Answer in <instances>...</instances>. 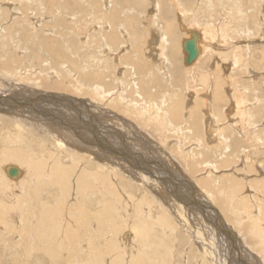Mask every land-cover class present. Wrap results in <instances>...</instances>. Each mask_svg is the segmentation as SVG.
<instances>
[{
  "label": "bare ground",
  "instance_id": "1",
  "mask_svg": "<svg viewBox=\"0 0 264 264\" xmlns=\"http://www.w3.org/2000/svg\"><path fill=\"white\" fill-rule=\"evenodd\" d=\"M8 1H10L11 3L12 2L20 3L19 4L20 6L19 7L17 6L16 8L13 7L12 9V6H10L11 3H9ZM165 1L166 0H162V1L161 0H1V3H0V76L4 75L6 77L8 76L11 77L12 74L21 75V72L23 71L27 72V70H30L32 71L29 73L30 77H25V79L27 80L36 79L44 86V88L52 90V91H49L50 93V95H48L49 98H52V96H55L58 93H60L63 97H66V95L72 97L73 95L72 98L76 100V105L84 106V108H87L85 109V112L87 111L86 113H89L88 112L90 110L89 104L87 106L86 105L87 102H85L83 98L81 99V97L72 94L71 91L73 90H71L70 87L66 85L68 81L67 78L69 79V77H71L70 79L73 81L75 80L79 88H84V90L88 89L87 91L89 92L92 91L95 94L98 92L103 93L101 91V87L99 86V84L96 85V84L91 83V82H98V80L102 78L101 76L102 71L101 70L99 71L98 70L97 71L87 70V67H89L87 63L88 59L93 60V61L95 60V64L98 65L97 62H100L102 60L101 58H103V62H106L104 58H107L108 65L112 66L113 68L119 67V66L123 67L125 63L127 66H129V69L127 66H125L126 67L125 73L129 71L128 73H130L131 76L135 74L141 75L142 78L141 79L139 78L140 84L143 86L146 84L144 86L146 90H148L147 83H146L147 77H148L149 82L153 84L157 83L159 85L161 78L162 80H165L168 82L171 81L172 83L173 82L178 83L182 79V76L184 78V74L187 77V81L184 82L183 86L187 88L188 86L190 87L191 83L196 82L195 75L192 74L191 71H185L184 73L181 67L178 68L177 65H180L182 62L180 57H182L184 66L190 67L189 69H186V70H190L196 67L201 69L206 62L205 57L209 56L208 55L209 52L214 51L212 46H210V44H204L203 41L207 39H209V41L217 40V43L220 42L222 44H226L228 49L230 48V52L225 51L229 54H227L226 57L224 56L225 59H229L231 61L230 62L231 70L229 73H226V75L221 73V75H223L224 77L220 76V69L218 66L219 63L215 62V65H217L216 68H214L217 71L216 76L208 71L201 73V74L198 73L200 74L198 80L202 83V88H201L202 91H198L197 93L194 92L195 90L189 92V88H187V90L185 89L186 91L184 92V94L180 96L179 98H175L174 97L175 95H171L170 97H168L169 103L165 105L167 106L166 108L164 106V103H165L164 100L161 99V101L158 102L159 104L158 107H156L153 104L148 106L147 103H145L143 105V109L150 111V114L155 115V116L159 114V110L161 109L164 110V112H161L160 115H164V114L168 115L169 119L172 121V125L178 124L177 126L179 127V124L183 123L182 124L183 126H187L188 124V126L185 128V131L187 133L189 132L192 133V131L195 130V126L197 127V123H198L197 128L199 129L198 131L199 136L194 139L195 143L190 145L188 151L193 152V150L196 151V149L199 151L200 148L209 149L211 152V160L206 162V164L209 166H212L213 168L212 170L219 169L221 167H226L228 165L232 166L233 164H236V161L238 160V159L236 160V157H235L237 154H234V153H238V150L241 149V146H243L242 142L247 143L249 140L253 141L252 140L253 138L256 139L253 135H257L259 139L257 141L261 142L263 140V146H264V135L262 138L260 134L255 133L254 131L248 130L251 127L258 128L257 127L258 124L254 122V119H251L253 107L249 106L252 104L246 97L247 88L244 89L242 87L243 90L241 94L240 95L236 94L235 86L236 84H238L239 81L237 80L236 77L231 78V75H230V73L233 72L232 70L233 67H237L239 69V74H241V72L247 68L246 66L247 62L244 63L243 61L244 58L246 57L245 55L247 54L249 58L256 56L263 62V58H264L263 49H260L256 53V55L255 53H252V52L249 54L250 46L246 44L247 38L249 36V30H248V27L244 25L247 24L249 22L248 20H250L251 18L249 16L243 15L241 18H239V21H238L239 24L241 23V21L242 23L237 28H233L234 26H236V24L233 25L232 22H228L227 20L223 22H218V24H216V22H213L212 24L208 22L204 23L199 20L197 16L198 11H199L198 9H201V7L206 3V1L209 4L207 5L208 7H211V6L213 7L215 14L222 12V14L225 16V14H227L226 9H225L226 0H195L196 4L194 7H191L190 4L182 3L180 2V0H175L176 3L179 5L178 9L180 10L177 11L175 9L176 13L172 12L174 13V16L172 18V15H173L171 13V7H172L171 1L172 0H168V2H170V5ZM214 1L217 4H219L218 8L214 7L215 6ZM237 1L239 0H235L234 5L237 4ZM259 3H260V0H259ZM141 5H143L144 8H140ZM239 7H240V4H237L235 8H239ZM261 7H262L261 14L264 17V0H263ZM148 8H150V11H147ZM250 9L252 8L250 7ZM14 10H17V11H14ZM32 10H34L33 11L34 13L40 15V17L33 18V19L29 17L28 12ZM176 15H177V19H176ZM84 16L87 17L85 19L90 25L86 21L82 20ZM139 24H142L143 27H140ZM263 25H264V21H259V23H257V25L255 26V31L257 33L256 35L260 34L259 32L263 29V27H261ZM179 28L182 30L180 35L187 34L186 38L179 39V35L177 33ZM93 32L95 33L93 34ZM242 32L245 35L242 37L243 42L246 45L245 50L237 46H236L237 48L233 46H229L230 44L233 45L237 43L234 41H233L234 43L231 41L229 43V39L232 38L234 34L238 35V37H241L239 33H242ZM192 33H196L197 35L196 42H195L196 49H197V56L195 57V59H193L191 63L187 64L185 62L187 53L183 47V43L186 39H189L192 37ZM127 41H130V47L126 45ZM136 41H137V44H135ZM90 46H92L93 50H90ZM179 46H180V49H179ZM143 47H144V50L142 51ZM135 48H138L137 53L134 52ZM83 49H87V51L83 52L82 51ZM125 50L132 52L131 54H132L133 59L129 63L128 62L123 63L122 61L123 58L121 57L120 52H123ZM154 54L156 55L154 56ZM82 58H87V62L84 61ZM110 60L112 63L110 62ZM49 62H52V66L51 65L49 66ZM107 63H103L104 64L103 67H105ZM242 65H244L243 68H242ZM261 67L263 68V63H261ZM51 69L53 71H51ZM149 73H151V76H148ZM158 75L161 76L160 79ZM232 76L234 75L232 74ZM106 78H107V73L103 80H105ZM199 81L197 82L199 83ZM117 82L118 83L116 84H119V86L121 85L123 87L122 88L120 86L121 87L120 93H122L126 89V87H124V82L119 78H117ZM21 83L23 84L20 85L19 89H22V88L26 89L25 91L31 90V89L25 88L26 86L24 84V80ZM69 83L71 82L69 81ZM225 83H227V85L230 84L232 86V89H231L232 91L230 94H229L230 90L226 92L228 89L226 90L224 86ZM11 84L13 85V83ZM132 84L136 86V83L134 82V80L132 81ZM7 85L8 83L5 80L4 81L0 80V86L7 87ZM198 90H200V88ZM60 91H64V93H61ZM65 91H67L69 94H65ZM129 91H130V95L128 96L131 97L130 101L132 100L137 103L138 100H136L134 89L130 87ZM0 92L1 94L4 93L1 90ZM147 92L148 91H146V94H148ZM190 93H191L190 97L194 98L193 102L189 98ZM117 95L123 96V94H117ZM200 97L204 98L206 101L202 100ZM105 100L106 99H104V101ZM198 101H200V103ZM230 101L232 102L231 107L234 103V106L237 111L236 113L240 116L239 121H240L241 128L239 129V126H238V129L240 133L242 134V136H240L241 138H237L236 137L237 135L233 136V132H232L233 129L230 127L229 124H224V122L222 123L221 126L218 124V121H220V117L218 116L221 113H224L223 109L219 107L220 104H223L222 107L225 105L229 107ZM15 102L20 103L17 100L15 101V99H12V101L10 100V101H7V103L4 102V104L0 105V110H1L0 111V130L3 131L2 137H0V140H1V144H0L1 145L0 146L1 147L0 149V188H2V190L3 188L6 190L7 189L10 190L9 191L10 196L14 199L13 200L14 204L25 202L24 205L22 204L20 206L21 209L25 206V208L23 209L24 213L33 211L34 207L38 208V215H37L38 223L40 220V221H43V223L45 224L40 226L41 229H39L40 227L37 229L30 227V226L28 227V225L25 227H27L28 230H33V232H36L35 238L33 237L34 238L33 240L36 239V245H35L36 248L32 246V250L34 247L35 248L34 250H37L38 252H40L41 253V254L39 253L40 258H44V261L46 258H48V260L46 261L52 264L56 262L57 256L60 255V251L58 253L56 249L61 246L60 242L65 238L63 237L62 240H60L59 234H60V229H62V221L64 220L63 216L64 215L67 216V212H66L67 210L65 211L62 209V204L67 202L65 206H68L69 211H70L71 209H73V206L77 204L75 202L77 201L76 196L77 195L81 196V194L85 195L86 194V192H84L85 190L94 198L91 197L92 199L89 202L90 206L86 207V210H88L86 211V216L84 219L83 218L81 219L84 221L81 224L82 228L80 227L82 232H85V233H82L83 238H80V236L78 238V236L76 235V240L72 239V241L75 243L72 242L74 245V248H73V252H71L70 260H73V261L77 260V262L78 261L83 262L82 264H99L98 262L102 257L101 252H97V256H95L94 253L91 256H89L90 254L88 253H84V254H81V253H83L84 250L86 252L90 249L91 250L96 249L98 251H101L99 246H102L103 243L105 244L106 240L113 241L111 237L108 236L109 238H107V234H108L107 232L108 230L109 232L111 230H110V227L106 228V224H105V221H106L105 217H106L107 211L111 212L113 210L112 206H114L113 204L115 202L113 201V199H116L117 203H119V206L117 207V209L125 211L126 212L125 214L128 213V214H131L132 216V212L135 213V210H137L136 212H138V214H141L142 216H146L149 218H158V220L161 223L160 226L162 225V228H161L162 232H166V229L169 231L173 229L172 234L175 235L176 231L179 229L178 225L180 223L184 227H189V228L191 227L192 221L190 222V226L187 225L188 218L190 217V216H187V213L189 212L185 210V209H188L187 207L189 206V204L186 205L187 201L186 202L183 201L181 197L180 198L176 197L173 200L175 205L173 204L169 205L168 202H170V200L172 201V196H170L169 193L164 194V192L162 191L163 189L161 190V188L158 186H154V188L158 189L157 190L158 192L148 187L146 184H150V183L149 181L145 180V176L148 175L146 172H145L146 173L145 175V173L142 170L132 169L128 167V164L124 162L125 160L119 161L120 158L115 155L117 151L112 153V152H109V150L108 151L102 150L101 147L98 146L97 140L99 139L95 135H92L94 137L92 138L91 136L92 132L90 133L88 131H85L86 132L85 134L80 133V132L76 133L72 129L73 127L68 126V124L66 125L62 124L63 121L60 122L57 120L58 122L56 121L57 122L56 126H54L55 124H53L51 121L45 120L44 118L43 119L38 118L37 115L35 116L33 114H31L30 117H28L27 120H25L24 118L21 117L22 114H19L21 112L18 111V108H17L18 106L10 105V103H15ZM24 105H26V103L23 104V106ZM48 105L50 104L47 103L46 106L48 107ZM43 106L45 107V105ZM26 107L30 108V106L28 105ZM38 107L39 109L40 108L44 109V107H42L41 105ZM36 109L38 108L33 109V111ZM139 113L140 114L138 116H142L140 111ZM113 115H114L113 119L115 120H112V121L114 122H118L117 120L121 121L120 116H117L115 114ZM77 117L79 118L80 116H77ZM195 120H197L196 123H195ZM122 124L125 125L124 122H122ZM87 127L88 126H86V128ZM165 127H168V126H166L165 124H162L161 122L160 123L158 122L156 126H153L151 128L153 129L154 132H161L162 130L165 129ZM177 129H179L178 132L180 134H184V131H182V126ZM226 130H229L230 133L226 134L225 133L227 132ZM204 142L208 147L205 146ZM231 144H233L235 147L231 146ZM232 147L236 148L237 152H234L236 150L231 151ZM245 150L246 148L242 150L243 157L245 156L244 161L247 160L248 158V154L245 152ZM36 154L38 155V157L34 159H38L37 161L39 163L38 169L35 168V170L37 171L33 169L34 167H33L32 160H31L32 158L31 156L36 155ZM201 154L202 153H197V155L199 156ZM229 155L234 156L233 159L230 160ZM3 158L6 160V162L1 161V159ZM205 161H206V158L203 160V162ZM239 161L240 160H238V162ZM10 162L17 164V166L7 165L8 163L10 164ZM34 162L36 161L34 160ZM4 163L5 164L7 163V164L3 165ZM188 164L189 166L191 165L193 167L195 165L193 161L189 162ZM8 166L16 167L18 169V176H15V178L13 177L10 178V176H7ZM249 167L250 169H253L252 165H250ZM249 172H251V170ZM73 173H75L74 174L75 183L71 184V181L69 178L71 177ZM34 176H36V178L37 177L41 178L40 180H41L42 185L40 184L41 186L39 185L37 188L40 187V189H42L43 187L47 193V196L43 200V197L41 198L38 196L39 191L36 192L37 190L36 188H35L36 190L32 189V194L34 193L36 196V199L34 200L35 205L32 206L30 204H27V203H33V202H31V200L29 201L27 197L28 194L26 193V191H27L28 185L32 184ZM211 177L213 178V176ZM87 178H89V180L94 179V183L92 184L87 183L88 181ZM84 180L86 182H84ZM230 180H231L229 181L230 184L227 185L226 188H227V191L229 190V192L230 191L231 192L230 194L228 193L229 195L228 194L226 195L227 200L225 199L226 201L225 205L227 203L229 204L228 207L231 208L232 216L235 219L234 221L237 222V224H239L236 226V229H238L241 234L245 235V237L247 238V243L251 245L254 251L263 253V256H260L258 259V264H261V260L264 263V155H263V181H261L262 182L261 183L259 180L255 178L254 181H257V184H256L257 186L255 185L256 189L254 193L253 191L251 192V189H252L251 185L250 187L247 186L245 189H242L240 187V183L239 184L235 183L237 180L236 177H231ZM205 182L206 184H208L206 180ZM258 182L260 183L258 184ZM189 185L193 187V185L191 184ZM139 187L143 190V193H144L143 195H141L142 191L139 189ZM80 188L81 190L79 191ZM164 189L166 188L164 187ZM2 190L1 192L3 193ZM70 190H72V194H73L72 199L75 202V204L72 205L71 208L69 205V201L67 199V197L71 193ZM82 190L83 192L81 193ZM138 190H140L141 192L140 194H138L139 196L137 197L136 194L134 193L135 191H138ZM17 191L22 193V195H19ZM56 191L57 193H55ZM123 191L126 193V199L123 196L124 194ZM214 191L216 192L217 190L215 189ZM219 193L222 194V192H219ZM107 196H109V198L110 197L113 198L112 199L113 204L107 203V201H111ZM152 196H157V197L153 198ZM181 196L183 197V195ZM222 197H223V194H222ZM222 197L220 196L219 198H222ZM150 198H153L156 200L153 201L152 199L150 200ZM183 199L185 200V197ZM129 201L131 202L128 203ZM191 201H194V203L196 204L197 198ZM206 202H208V205L206 207L204 206V204L202 205V207L208 208L206 209V214L205 213L203 214L201 213L200 210H198L196 212L197 215L201 217L202 219H204L203 217H205V215L211 216V214H213L214 212V216H216L217 218V215H218L217 212L214 209H213V212H211L212 211L210 209L211 204L209 203V201H206ZM0 204L4 205V203H0ZM81 204L84 205L83 202ZM86 204H88V202ZM140 205H142L141 208H140ZM115 206L117 205L115 204ZM114 209L116 208L114 207ZM169 209L171 212H169ZM155 210H158V214H157V211ZM0 211L2 213V210ZM21 211L22 210H20L19 213L22 215L23 213ZM79 211H82V210H79ZM73 212L74 211L71 212L70 216L72 217L74 216L75 219L76 218L78 219V217L81 216L79 214L76 215L75 212L74 213ZM223 212L226 213L225 211ZM32 215L31 217H33ZM113 217H117V216H113ZM209 217H207L206 219L207 224L204 223L203 225H205V227L202 228L203 230L205 229V232H206L205 233L203 231L204 232L203 233L204 235L202 234L203 240L206 241V243L208 242V244L210 245L209 247L210 250L208 249L209 251L205 253V255L207 257H211V259L214 261L215 264H222V257L220 256V246L217 240V238L219 237L216 236V239H215V236H213L216 229L214 230V228L212 227L213 224H211V220H209L210 219ZM130 218L132 219V217ZM1 219H2V222L5 223L6 229H8L9 226H10L9 228L13 227L8 221L6 222L4 218H1ZM141 220H139V224L137 223L131 224L128 222L127 226L126 225L125 226L128 227V229H130L129 232L127 231L123 232L120 237L122 244L123 243L129 244L131 242L132 247L133 248L135 247L136 249H138V250H135V253L134 251H131L130 253L127 252L129 254L127 255V257H131V261L129 262V264H146L145 258L150 259V262L147 264H150V263L159 264L158 260H154L150 258V255H149V253L151 254L150 251L143 253L144 251V248L142 245L143 242L152 243V240L154 239L153 237H152V240L149 239L150 237L149 233H148L147 240H144V238L140 237L139 239L142 238L141 240L138 239L140 242L133 241L135 237H137L138 233L143 234L142 232H144L143 227L145 225H142L143 222L140 223ZM208 220L210 221L209 222L210 224L207 222ZM31 221H28V222H31ZM77 221H79V219ZM151 221H150V224H152L153 222ZM74 225L75 224H73V226ZM110 225H112V223ZM70 227L71 226H69V229ZM77 228H78V225H77ZM65 230L66 229H64V231ZM68 232H65L64 236ZM72 232L74 233V231ZM48 233L50 235H48ZM200 233L201 231L199 232V234ZM26 236H25V240L27 241L29 239L28 237L26 239ZM156 236L157 235H155V237ZM171 237L169 238V240L171 239ZM176 238H173V239L177 241ZM234 238H236L235 233H233L232 240H234ZM66 240H63V241L65 242L71 241V240H67V241ZM209 242L212 243L214 247H212ZM111 245L116 247L117 250H120V249L122 250V248L124 249L125 247L123 246L122 248H119L120 246L119 244L117 245V241L115 242L113 241ZM233 246L237 248L236 245H233ZM30 247H31L30 245H26L24 249L26 253L30 252ZM158 249L159 248L155 249L154 247V250H158ZM54 250H56L55 252L58 253L59 255L56 256L55 254H53ZM154 250L153 251L151 250L153 252L152 254L156 255L155 254L156 252ZM136 251H138L139 253L136 254ZM170 252L171 250L165 253L166 255H168V259L170 260L169 262H171ZM239 252L238 254H240ZM64 253L66 252L64 251ZM118 255L117 257H115L116 260L115 259L110 260V264H116V262L118 263V261H120L119 259L120 256ZM102 264H105V261H103Z\"/></svg>",
  "mask_w": 264,
  "mask_h": 264
},
{
  "label": "rangeland",
  "instance_id": "2",
  "mask_svg": "<svg viewBox=\"0 0 264 264\" xmlns=\"http://www.w3.org/2000/svg\"><path fill=\"white\" fill-rule=\"evenodd\" d=\"M8 2L11 3L10 1H8ZM165 2H167L170 5V2H168V0H166ZM180 2H182L184 4H190L191 7H194L195 4H196L195 0H180ZM0 3H1V0H0ZM12 3L10 4V6H12V9H13V7L16 8L17 6L18 7L20 6L19 5L20 3H17V2H15V3L12 2ZM214 3H215L214 7L218 8L219 4H217L215 1H214ZM225 3H226V8L225 9H226V13L227 14H225V16H224L222 14V12L215 14V12L213 10V7L212 6L208 7L207 5H209V4L206 1V3L201 7V9H198L199 11H198L197 16H198L199 20L201 22H204V23L208 22V23H211V24L213 22H216V24H218V22H223V21L227 20L228 22H232L233 25L236 24V26H234L233 28H237L242 23V21H241L240 24L238 23L239 18H241L243 15L249 16L251 19L248 20L249 22L244 25V26L248 27V30H249V36H248L247 41H246V44H248L250 46L249 54L252 52V53H255V55H256V53L260 49H263V51H264V25L261 26V27H263V29L259 32L260 34L256 35L257 33L255 31V26L257 25V23H259V21H264V17L261 14L262 13L261 5L263 3V0L262 1L260 0V3H259V0H250V1L249 0H246V1L245 0H239V1H237V4H240L239 8H235L236 5H237V4L234 5L235 0H226ZM171 4H172L171 13L172 12L176 13L175 9L177 11L180 10V9H178L179 5L176 3L175 0H172ZM250 7L252 9H250ZM140 8H144V6L141 5ZM14 11H17V10H14ZM33 11L34 10L28 12L29 13V17H31L32 19L40 17V15L34 13ZM147 11H150V8H148ZM37 13H38V11H37ZM172 14H173L172 15V18H173L174 13H172ZM85 18H87V17L84 16V18L82 20L87 22V20ZM176 19H177V15H176ZM47 20H48V18H47ZM139 26L143 27L142 24H139ZM181 31L182 30L180 28L177 31V33L179 35V39L186 38L187 34L180 35ZM94 33L95 32H93V34ZM239 35L241 37H238V35L234 34L232 36V38L229 39V43H230V41L231 42H233V41L237 42V43H235L233 45L230 44L229 46H233V47L237 46V47L242 48V49L245 50L246 45H245V43L243 42V39H242V37L245 36V35H244L243 32L239 33ZM89 41H91V40H89ZM180 41H182V40H180ZM203 42H204V44H210V46H212L214 51L213 52H209V54H208L209 56L205 57L206 58L205 59L206 62H205V64L203 65V67L201 69L196 67V66H194L196 68H193V69H190V70H186V69H189L190 67L189 66L188 67L184 66L182 57H180V59L182 61L181 64L177 65L178 68L181 67V69L183 70L184 73H185V71H191L192 74L195 75V81L196 82H193L195 84L191 83L190 87L189 86L187 87V88H189V92L194 91V90H195L194 91L195 93H197L198 91H202V89H201L202 88V83L198 80V78H199L201 73H204V72L208 71V72H211L212 74H214L215 76L217 75V71L214 69L217 66V65H215V62L219 63L218 66H219V69H220V76L224 77L223 75H221V73L226 75V73H229L230 70H231V68H230V66H231L230 62L231 61L229 59H225L224 58V56L226 57V55L229 54L227 52L228 51L230 52V48L228 49L226 44H222L220 42L217 43V40L209 41V39H207V40H204ZM214 42H216V43H214ZM135 44H137V41L135 42ZM126 45H128L130 47V41H127ZM177 47H178V45H177ZM261 47H263V48H261ZM214 48H216L217 50L214 49ZM179 49H180V46H179ZM90 50H93L92 46H90ZM137 50H138V48H135L134 52L137 53ZM143 50H144V47H143L142 51ZM82 51L83 52L87 51V49H83ZM223 51H224V53H223ZM225 51H227V52H225ZM123 52H120L121 53V57L123 58V59L121 58L123 63L124 62H126V63L128 62L129 63L133 59L132 58V54H131L132 52L127 51V50H125ZM126 55H128V56H126ZM155 55L156 54H154V56ZM245 56L246 57L244 58L243 61H244V63L247 62V64H246V66H247L246 69L247 70L245 69L244 71L241 72V74H239V69L237 67H233L232 68L233 72L230 73V75H231V78L232 77H236L237 80L239 81L238 84H236V86H235V88H236L235 89V91H236L235 93L236 94H238V95L241 94V92L243 90L242 87L244 89L247 88L246 97L250 101V103L252 104V105H249V106L253 107L252 118L251 119H254V122L258 124L257 125L258 128H254V127L252 128L251 127L248 130H251V131H254L255 133L260 134L262 136V138H263V135H264V123H263L264 122V58H263V62H262L256 56H253V57H250V58H249L248 54L245 55ZM82 59L87 62V58H82ZM101 59L102 60L100 62H97L98 65L95 64V60L93 61V60H89L88 59L87 63H88L89 67H87V70H89V71L90 70H92V71L93 70L94 71L101 70L102 71L101 72L102 78L100 80H98V82H91V83L96 84V85L99 84V86L101 87V91L103 93L98 92V93L95 94L92 91H90V92L87 91L88 89L84 90V88H79L77 86V82H75V80L74 81L71 80L70 79L71 77H69V79L67 78L68 81H67L66 85L69 86L71 90H73V91H71V93L76 95V96L81 97V99L83 98V100H85V102H87L86 103L87 106L89 104V107H90V110L88 111L89 113H86L87 111L85 112V109H87V108H84V106L76 105V100L74 98H72L73 95H72V97H70L68 95H66V97H63L60 93H58L57 95L52 96V98H49L48 97V95H50L49 91H52V90L44 88V86L39 81H37L36 79L35 80H29V79L27 80V79H25V77H30L29 73L32 72L30 70H27V72H24V71L21 72V75H13L12 74L11 77L8 76L9 78L4 76V75L0 76V80H2V81L5 80L8 83L7 87L6 86H0V90L4 92L2 94L0 92V97H1L0 98V105L4 104V102L7 103V101H10V100L12 101V99H15V101L17 100L20 103H16V102L15 103H10V105L11 106H16L17 105L18 106L17 107L18 111L21 112L19 114H22L21 117L24 118L25 120H27V118L30 117L31 114H33L35 116L37 115L38 118H42V119L44 118L45 120L51 121L53 124H55L54 126H56V123L58 121H60V122L63 121L62 124H64V125L68 124V126L73 127L72 129L76 133L80 132V133H84L85 134L86 133L85 131H88L90 133L92 132L91 136L95 135L99 139V140H97L98 146H100L102 150H105V151L109 150V152H112V153L117 151V153H115V155L120 158L119 161H124L125 160L124 162L128 164V167H130L132 169L142 170L144 173L146 172L148 175H146V173H145V175H146L145 176V180L149 181V183H150V184H146L148 187H150V188L154 189L156 192H158L157 191L158 189L154 188V186H158V187L161 188V190L163 189L162 191L164 192V194H168L169 193L170 196H172V201L170 200V202H168L169 205L170 204L175 205L173 200L176 197H178V198L181 197V199L183 201H185V202L187 201L188 203L186 202V205L189 204V206L187 207L188 209H185V210H187V212H189V213H187V216H190L188 218L187 225L190 226V222L192 221V225H191L192 228L191 227L190 228L189 227H184L180 223L178 225L179 229L176 231L175 235L172 234L173 229L170 230V231L166 229V232H162L161 231L162 225L160 226L161 223L158 220V218H149V217H146V216H142L141 214H138V212H136L137 210H135L136 215H135L134 212H132V216H131V214H128V213L125 214L126 213L125 211L117 209V207L119 206V203H117V200L113 199L112 197L109 198V196H107L111 200V201H107V203L113 204V201H115L114 204H113L114 206H112L113 210L111 212L107 211V214H106V217H105L106 228L110 227V230H111L110 232L108 230L107 238L111 237L114 242L117 241V245L119 244V246H120L119 248H122L123 246H125V247H124V249L122 248V250L121 249L117 250L116 247L111 245V243L113 241H110V240L107 241L106 240V243L105 244L103 243V245H102L104 247L99 246L101 251H98L96 249L95 250L94 249H92V250L90 249V250H88L86 252L84 250L83 253H81V254L88 253V254H90L89 256H91L94 253L95 256H97V252H101L102 253V255H101L102 257H101V259L98 262L99 264H102L103 261H105V264H110V260L111 259H115L116 260L115 257H117V255L119 254L118 256H120V258H119L120 261H118V263L116 262V264H126V263L129 264V262L131 261V257H127V255H129L128 253H130L131 251H134V253H135V250H138V249H136L135 247L133 248L131 242L129 244H127V243H123L122 244V241H121L120 237H121L123 232H125V231L129 232L130 229H128V227H126L128 222L131 223V224L132 223L139 224V220L142 219L140 221V223L143 222L142 225H145L143 227V231L144 232H142L143 234L138 233L137 237H135V239L133 241L140 242L139 240H141L142 238H144V240H147L148 233H149L150 234L149 239L152 240V237L154 239L152 240V243L151 242H146V243L143 242V244H142L143 248H144L143 253L150 251L151 252V254L149 253L150 258H152L154 260H158L159 264H191V263L192 264H205V263H207V264H215L214 261L211 259V257H207L205 255V253H207L210 250L209 249L210 245L208 244V242L206 243V241H204L203 237H202V234L205 232V229L204 230L202 229L203 227H205V225H203V224L204 223L207 224L206 223V219L210 215H208V216L205 215V217H203L205 219L204 220L201 217H199L197 215V213H196L198 210H200L201 213H203V214L205 213L206 214V209H208V208H205L208 205V202H206V201H209V203L211 204V208L210 207L209 208L212 210V211L211 210L210 211L213 212V209H214L217 212V214H218L217 218H216V216H214V212H213V214H211V216L209 217L210 218L209 220H211V224H213L212 227L214 228V230L216 229L215 233L213 234V236H215V239H216V236L219 237V238H217V240H218V242H219L218 244L220 246V256L222 257V264L223 263L224 264H258V259H259L260 256H263V253L254 251L252 249L251 245L249 243H247V238L245 237V235L241 234L240 231L238 229H236V226L239 225V224H237V222L234 221L235 219L232 216L231 208L228 207L229 204L227 203L225 205V202H226L225 199L227 200L226 195L228 193L230 194V192H231V191L229 192V190L227 191V188H226V186L230 184L229 181H231L230 180L231 177H236L237 178L235 183H238V184L240 183V187L242 189H245L247 186L250 187V185H251L252 186L251 192L253 191V193H254V191L256 189L255 187L257 186L256 185L257 181H254L255 178L257 180H259L260 182L263 181V155H264L263 140L261 142L257 141V140H259L257 135H253L256 139L253 138L252 139L253 141L249 140L247 143L242 142L243 146H241V149L238 150V153H234V154H237L235 157H236V160L237 159L240 160L239 162L237 160L236 164H233L232 166L228 165L226 167H221L223 169L219 168V169L212 170L213 169L212 166H209V165L206 164V162L211 160V152H210L209 149L200 148L199 151L196 149V151H198V152H196L194 150H193V152L192 151L191 152L188 151L190 145L195 143L194 139L199 136L198 135L199 129L197 128L198 127V123H197V127L195 126V130L192 131L193 134L191 132L187 133L185 131V128L188 126V124H187V126H183L182 125L183 123L179 124V127L182 126V131H184V134H180L178 132L179 129H177V128H179L177 126L178 124L172 125V121L169 119L168 115H166V114L160 115V113L164 112V110H162V109L159 110V114L157 116H155V115H151L150 111H147V110L143 109V105L145 103H147L148 106L153 104L156 107H158L159 106L158 102L161 101V99H162L165 102L164 103V106H165L166 104L169 103L168 97H170L171 95H175L174 96L175 98H179L180 96H182L184 94V92L187 90V88L183 86L184 82L187 81L186 75L183 73L184 74V78L182 76V79L178 83H176V82L172 83L171 81L168 82V81L162 80L161 76L158 75L159 79L161 78L159 85L157 83L153 84V83L149 82L148 77H147V81H146V79H145V81L147 83V89L148 90H146V88L144 87L146 84L144 86L140 84V79L142 78L141 75L135 74V75L131 76L130 73H128L129 71H127V73H125V70H126L125 66H127L125 63H124L123 67L119 66V67H114L113 68L112 66L108 65L107 58H104L106 60V62H103V58H101ZM259 61H261V62H259ZM110 62H111V60H110ZM255 62H256V64H255ZM103 63H107V65L105 66L106 68L103 67L104 66ZM261 63H263V68L261 67ZM50 65L52 66V62H49V66ZM65 65H66V63H65ZM130 66H131V64H130ZM109 67H110V69H109ZM111 67L113 68V70H112ZM127 67L129 69V66H127ZM243 67H244V65H242V68ZM203 69H204V71H203ZM51 71H53V70L51 69ZM106 73H107V78L105 80H103L105 78V76H106ZM198 73H200V74H198ZM183 74H181V75H183ZM232 74L234 76H232ZM196 75H198V76H196ZM128 76H129V78H128ZM148 76H151V73H149ZM117 78L121 79L124 82V87H126V89L122 93H120L121 92L120 88L122 86L120 85L121 86L120 87L119 84H116V83H118L117 82ZM196 78H197V80H196ZM231 78H230V80H231ZM22 79L24 80V84L26 86L25 88L31 89L32 91L31 90L25 91L26 89H23V88L19 89L20 85L23 84V83H21L23 81ZM133 80L136 83V86H134L132 84ZM69 81L71 83H69ZM129 81H130V83H129ZM182 81H183V83H182ZM197 81H199V83ZM113 82H115V83H113ZM11 83H13V85ZM17 84H18V86H17ZM114 84H116V85H114ZM89 85H91V84H89ZM224 86H225L226 90L228 89L226 92H228L230 90L229 91V94H230L231 91H232L231 90L232 86L230 84L227 85V83H225ZM130 87L132 89H134V93L136 95V100H138L137 103L132 101V100L130 101L131 97L128 96V95H130V91H129ZM199 88H200V90H198ZM138 90H139V92H138ZM146 91H148L147 93L149 94V96H148V94H146ZM60 92L64 93V91H60ZM65 94H69V93L67 91H65ZM111 94H112V96H111ZM117 94H123V96L122 95L118 96ZM125 94H127V95H125ZM190 96H191V93L189 94V98L193 102L194 98H191ZM144 97H145V99H144ZM29 98H31L32 100L29 99ZM90 99H92L94 102L92 100H90ZM104 99H106V100L104 101ZM201 99L206 101L204 98H201ZM71 100H72V102H71ZM231 101L229 102L230 103L229 107L226 106V105L222 107L223 104H220L219 107L223 109L224 113H221L218 116V117H220V121H221V122L218 121V124L220 126L222 125L223 122H224V124H229L230 127L233 129V131H232L233 132V136L237 135L236 136L237 138H241L240 136H242V134L239 131V129L241 128L240 121H239V117L240 116L236 113L237 111H236V108L234 106V103H233V105L231 107V104L233 102V101L232 102ZM39 102H41V103H39ZM117 102H118V104H117ZM198 102L200 103V101H198ZM25 103H26V105L23 106V104H25ZM47 103L50 104V105H48V107L46 106ZM42 104L45 105V107ZM27 105L30 106V108H27L26 107ZM36 105H38V106L41 105L42 107H44L45 110L41 109V108H40L41 109L40 110L39 107L36 106ZM55 105H56V107H55ZM96 105H97V107H96ZM119 106H121V107H119ZM166 107L167 106H165V108ZM35 108H38V109L33 111V109H35ZM22 109H24V110H22ZM119 109H121V110H119ZM79 110H81L83 112H81ZM125 111H127V112H125ZM139 111L141 112L142 116H138L140 114ZM254 111H256V112H254ZM123 112H125V113H123ZM69 114H71V115H69ZM72 114H74V115H72ZM99 114H100V116H99ZM113 114H115L117 116H120L121 117V121H119V120H117L118 122L112 121V120H115V119H113V116H114ZM77 116H80V117L78 118ZM57 117H59V118H57ZM159 118H160V120H159ZM108 119H110V120H108ZM196 121L197 120H195V123H196ZM122 122H124L125 125L122 124ZM158 122L159 123L161 122L162 124H165L168 127H165V129L162 130L161 132H154L151 127L156 126L158 124ZM86 126H88V127L86 128ZM238 126H239V129H238ZM80 130H82V131H80ZM138 130H140V131H138ZM235 130H237V131H235ZM226 131H227V132H225L226 134L230 133L229 130H226ZM2 132L3 131L0 130V137H2ZM92 138H94V137L92 136ZM0 144H1V140H0ZM204 144H205V142H204ZM205 146L208 147L206 144H205ZM231 146L235 147L233 144H231ZM233 147H232L231 151L236 150V148H233ZM244 148H246L245 152L248 154V158L245 161H244L245 156L243 157V152H242V150H244ZM0 149H1V147H0ZM234 152H237V150L234 151ZM197 153H202V154L199 156V155H197ZM209 153H210V155H209ZM180 154H182V155H180ZM31 157H32L31 158L32 164H33V167H34L33 169L34 170H35V168L38 169V167H39V163L37 161L38 159H34V158L38 157V155L36 154V155L31 156ZM229 157H230V160H231V159H233L234 156L229 155ZM205 158H206V161L203 162V160ZM34 160L36 162H34ZM1 161L6 162V160L4 158L1 159ZM192 161L195 163V165H194L195 168L193 166H191V165L189 166V164H188L189 162H192ZM6 164L4 163L3 165H6ZM7 165H15V166H17V164H14V163H11V162H10V164L8 163ZM250 165L253 166L252 167L253 169H250V167H249ZM238 166H240V167H238ZM254 168H255V170H254ZM250 170H251V172H249ZM35 171H37V170H35ZM74 174L75 173L72 174L73 176L71 175L72 179H71V177L69 178L70 181H71V184L75 183ZM219 175H220V177H219ZM196 176H197V178H196ZM211 176H213V178ZM228 176L229 177L231 176V177L229 178ZM10 178H12V177H10ZM13 178H15V177H13ZM33 178L32 179H33L34 183L32 182V184H31L32 186L28 185L27 191H26V193L28 194L27 197H28L29 201L31 200V202H33V203H27V204H30L32 206L35 205L34 204V202H35L34 200L36 199L35 194L34 193L32 194V189L36 188L37 189V190L35 189L36 192L39 191L38 192L39 193L38 196L41 197V198L43 197V200L47 196V193H46V191L44 190L43 187H42L43 191H42V189H40V187L37 188L40 184L42 185L41 180H40L41 178H39V177L36 178V176H34ZM87 179H88V181H87ZM87 179H86L87 183H89V184L94 183V179H90V180H89V178H87ZM204 179L208 182V184H206ZM227 179H228V181H227ZM145 180H143V181H145ZM86 181L84 180V182H86ZM89 181H91V182H89ZM253 181H254V183H253ZM202 182H203V184H202ZM260 182H258V184ZM35 183H36V185H35ZM189 184L193 185V187L190 186ZM222 184H224V185H222ZM206 185H207V187H206ZM220 185H222V186H220ZM72 187H73V185H72ZM164 187L166 189H164ZM218 187L220 188V190H219ZM224 188H225V190L227 192L224 190ZM139 189L142 191L141 195H143L144 194L143 190L140 187H139ZM215 189L217 190L216 192L214 191ZM1 190H2V188H0V199H1L0 203H4V205L0 204V210H2V213L0 211V264H50L48 261H46V260H48V258H46L45 261H44V258H40V254L41 253L38 252L37 250H34L36 248V246H35L36 245V239L35 240H33V239L36 236L35 235L36 232H33V230H28L27 227H25V226L28 225V227L30 226V227H33V228L37 229L41 225L45 224V223H43V221H40V220H39V223H38V217H37L38 208L34 207L33 211H29L28 213L27 212L24 213L23 209L25 208V206L22 209H21L20 206L22 204L24 205L25 202H22V203L20 202L19 204H14L13 203L14 199L10 196V192H9L10 190H8V189L6 190V189L3 188V190H2L3 193L1 192ZM80 190H81V188L79 189V191ZM140 190L135 191V193H134V194H136L137 197L139 196L138 194H140V192H141ZM198 191H200V192H198ZM70 192H71L70 195H69L70 198H69V196L67 197V199L69 201L70 208H71L72 205L75 204V202L77 204H75L73 206V209H71L70 211H69V207L65 206L67 202L62 204V209L65 210V211L67 210L66 211L67 212V216H65V215L63 216V219H64L63 221L64 222L62 221V229H60V234L59 235H60V240H62V238L65 237L67 240H71V241L65 242V241H63V240H66L64 238L60 242L61 246L58 247L56 250H57L58 253L60 251V255L61 256L58 253L55 252L56 250H54L53 254H55L56 256L57 255H59V256H57L56 262H54L52 264H62V263L63 264H75V263L76 264H82L83 263V262H79V261L77 262V260L76 261L70 260L71 259L70 255H71V252H73V248H74L73 243H75V242L72 241V239L76 240V235L78 236V238H79V236H80V238H83L82 237V233H85V232H82L81 224L84 221L81 220V219L85 218L86 211H88V210H86V207L90 206L89 202L94 197L91 196L85 190L84 192H86V194L85 195L81 194L82 197L80 195H77L78 197L76 196V200L78 202L77 201L74 202V200L72 199V197H73L72 196L73 195L72 194V190H70ZM82 192H83V190L81 191V193ZM219 192H222L223 197H222V194H220ZM17 193L19 195H22V193H20L19 191H17ZM55 193H57V191ZM123 193H124L123 196L126 199V193L124 191H123ZM181 195H183V197ZM193 195H194L195 198H197L196 204L194 203V201H191V200L195 199L193 197ZM219 195L222 198H219L220 197ZM158 196H159V194H158ZM80 197L82 198V200H81ZM152 197L154 198V197H157V196H152ZM184 197H185V200L183 199ZM153 198H150V200L151 199L153 201L156 200V199H153ZM112 199H113V201H112ZM220 199H222V200H220ZM51 201H52V199H51ZM82 202H83L84 205L81 204ZM87 202H88V204H86ZM130 202L131 201H129L128 203H130ZM115 204L117 206H115ZM203 204H204L205 207H202ZM2 205H3V207H2ZM114 207L116 209H114ZM141 207H142V205H140V208ZM77 208L79 210H82L83 212L79 211ZM20 210H22L21 211L23 213L22 215L19 213ZM116 210H118V211H116ZM72 211H74L76 215L77 214L81 215L80 216L81 218L78 217L79 221H77L78 219L77 218L75 219L74 216L73 217L70 216ZM155 211H157V214H158V210H155ZM202 211H204V212H202ZM223 211H225L226 213H224ZM169 212H171L170 209H169ZM84 213H85V215H84ZM172 213H174V212H172ZM25 214L27 215V217H26ZM174 214H176V213H174ZM31 215L33 217H31ZM113 216H117V217H113ZM130 217H132V219ZM1 218H4V220H6V222L8 221L13 227L9 228L10 227L9 226L8 229H6L5 223L2 222ZM151 219H152L153 222L151 221ZM34 220H35V222H34ZM145 220H146V222H145ZM209 220L207 221L208 223L210 222ZM28 221H31V222H28ZM150 221L152 222L153 225L150 224ZM16 223H18V224H16ZM23 223H24V225H23ZM111 223H112V225H110ZM73 224H75L74 226L76 227V229L73 226ZM222 224H224V225H222ZM17 225H19V226H17ZM31 225H33V226H31ZM77 225H78V228H77ZM69 226H71L70 229H69ZM153 226H155V227H153ZM111 227H112V229H111ZM124 227H126V228H124ZM39 229H41V227ZM64 229H66V230L64 231ZM71 229H72V231H74V233L71 231ZM73 229H75V230H73ZM75 231H76V233H75ZM152 231H154V232H152ZM200 231H201V233L199 234ZM65 232H68L69 235H68V233H66V235L64 236ZM62 233H63V235H62ZM233 233H235V235H236V238H234L235 241L232 240ZM17 234H19V235H17ZM153 234H155L157 236L155 237V235H153ZM48 235H50V234L48 233ZM168 235L172 236V237L170 236L171 237L170 240H169L170 237ZM25 236H26V239L28 237L29 240L26 241L25 240ZM69 236H71V237H69ZM140 237H142V238L139 239ZM165 238H166V240H165ZM173 238H176L177 241L175 239H173ZM167 240H169V241H167ZM167 242L169 243V245H168ZM62 243L65 244V245H63ZM210 244H211L212 247H214L212 245V243H210ZM26 245H30L31 246L29 253H26L25 250H24ZM233 245H236L237 248H235ZM32 246L35 247V248L33 247V250H32ZM146 246H147V248H146ZM154 247H155V249H157V248H159V249L158 250H154ZM151 250L152 251L154 250L156 252V253L154 252L156 255L152 254L153 252ZM170 250H171V252H170L171 262H169L170 260L168 259V255L165 254L166 252H168ZM61 251H63V252H61ZM64 251L66 253H64ZM120 251L121 252L123 251V252L121 253ZM23 252H24V254H23ZM238 252L240 254H238ZM124 253H125V255H124ZM138 253L139 252L136 251V254H138ZM164 255H165V257H164ZM41 256H43V255H41ZM151 256H153L155 258H153ZM248 258H250V259H248ZM148 259L149 258H145L146 264L150 262V259L149 260ZM224 259H226V260H224ZM28 261H30V262H28ZM227 261H228V263H227ZM150 264H152V263H150ZM261 264H264L262 260H261Z\"/></svg>",
  "mask_w": 264,
  "mask_h": 264
},
{
  "label": "water",
  "instance_id": "3",
  "mask_svg": "<svg viewBox=\"0 0 264 264\" xmlns=\"http://www.w3.org/2000/svg\"><path fill=\"white\" fill-rule=\"evenodd\" d=\"M196 38H197L196 33H192V37L189 39H186L183 43V47L187 53V56L185 58V62L187 64L191 63L193 59H195V57L197 56V49L195 45ZM7 174L10 177L18 176V169L14 166H8Z\"/></svg>",
  "mask_w": 264,
  "mask_h": 264
}]
</instances>
